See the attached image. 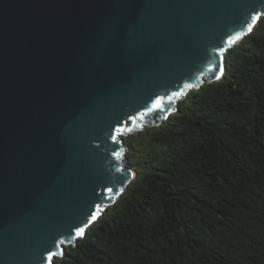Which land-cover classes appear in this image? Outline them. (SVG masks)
I'll use <instances>...</instances> for the list:
<instances>
[{"label": "water", "instance_id": "1", "mask_svg": "<svg viewBox=\"0 0 264 264\" xmlns=\"http://www.w3.org/2000/svg\"><path fill=\"white\" fill-rule=\"evenodd\" d=\"M262 17L264 0H0V264L75 246L135 177L123 137L221 79Z\"/></svg>", "mask_w": 264, "mask_h": 264}, {"label": "trees", "instance_id": "2", "mask_svg": "<svg viewBox=\"0 0 264 264\" xmlns=\"http://www.w3.org/2000/svg\"><path fill=\"white\" fill-rule=\"evenodd\" d=\"M132 137L134 179L53 264H264V17Z\"/></svg>", "mask_w": 264, "mask_h": 264}, {"label": "rangeland", "instance_id": "3", "mask_svg": "<svg viewBox=\"0 0 264 264\" xmlns=\"http://www.w3.org/2000/svg\"><path fill=\"white\" fill-rule=\"evenodd\" d=\"M183 98H180L178 101H177V104L176 105H178V103L182 100ZM177 108V107H176ZM139 132L140 131H137V132H134V133H130V134H128L127 136H124L123 137V143H124V145L125 146H127L126 148H125V151L122 153V157H123V160H125V159H127V163L129 164V167H130V164L132 163V161L134 160V158L131 156H128V150H129V146H128V144L126 143V142H131V143H133V144H136V139L134 138V137H132V136H134V135H139ZM131 170H132V168H131Z\"/></svg>", "mask_w": 264, "mask_h": 264}, {"label": "snow or ice", "instance_id": "4", "mask_svg": "<svg viewBox=\"0 0 264 264\" xmlns=\"http://www.w3.org/2000/svg\"><path fill=\"white\" fill-rule=\"evenodd\" d=\"M92 218L95 219V216H93ZM82 232H83V229L82 228L81 229H78L77 230V235H80Z\"/></svg>", "mask_w": 264, "mask_h": 264}]
</instances>
